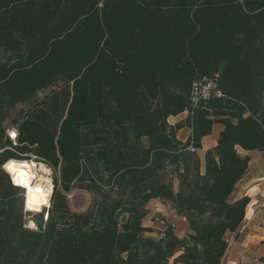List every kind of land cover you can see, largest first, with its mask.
<instances>
[{
    "label": "trees",
    "instance_id": "trees-1",
    "mask_svg": "<svg viewBox=\"0 0 264 264\" xmlns=\"http://www.w3.org/2000/svg\"><path fill=\"white\" fill-rule=\"evenodd\" d=\"M203 79L222 96L193 108ZM237 148L264 152V0H0V166L57 174L37 213L0 168V264H224L249 202L230 200L248 171ZM73 190L94 196L85 211ZM151 200L188 234L146 236Z\"/></svg>",
    "mask_w": 264,
    "mask_h": 264
},
{
    "label": "crops",
    "instance_id": "crops-1",
    "mask_svg": "<svg viewBox=\"0 0 264 264\" xmlns=\"http://www.w3.org/2000/svg\"><path fill=\"white\" fill-rule=\"evenodd\" d=\"M186 116L187 113L184 112L176 117H169L166 122L174 126L183 122ZM222 129L220 124H214L211 134L201 139V150L198 151V155L202 172L204 171V153L216 146ZM190 134V128L183 126L176 132V138L184 142ZM237 152L249 158L248 171L236 184L230 200L236 201L247 197L249 202L245 209L242 226L236 233L228 234L226 237L228 247L223 262L224 264H264V152L243 151L240 148H237ZM158 205L164 207L158 200H151L147 206L148 212ZM182 220L185 222V219ZM143 226L147 227L145 223ZM187 234L188 231L185 230L177 236L183 238Z\"/></svg>",
    "mask_w": 264,
    "mask_h": 264
},
{
    "label": "rangeland",
    "instance_id": "rangeland-1",
    "mask_svg": "<svg viewBox=\"0 0 264 264\" xmlns=\"http://www.w3.org/2000/svg\"><path fill=\"white\" fill-rule=\"evenodd\" d=\"M47 92H48V90H46L44 92H40V95H38L37 97H41L42 95L46 94ZM27 106H28V104L16 105L14 108V111L17 112V111L25 110V109H27ZM28 162H34V161L29 160ZM34 163L36 166L43 165L42 163H36V162H34ZM43 166L47 169L48 172H46L42 175H44L46 178L50 179L51 189L49 192L45 193V195H44L45 201H46L45 203L47 206L42 207V210L49 208L50 197H51L52 190H53V179L55 176H57V174H55L48 167H46L45 165H43ZM39 174H41V172H39ZM172 184H173V189L176 192L177 188H178L177 181L173 180ZM93 197L94 196L91 193H87L85 191H80V190H73L70 192V194L67 198V201H68V205L72 211L83 212L88 208ZM159 203H161L164 207L162 208V207H160V205H158L160 208H158V206H157L155 208L150 209L148 212L147 218L144 220V223L147 225V227L150 228L154 232L152 234L150 233L151 235H149V233H148L146 236H150V237L157 239L163 233L165 228L169 225H170V227H172L173 233L175 235H180L181 232H185V230H187V223H186V221L183 222L182 218H180L176 215V212L172 209L171 204L163 203L161 201H159ZM43 206H44V203H43ZM29 218H31V217H29ZM28 224H29V221H27V223H26L27 228H29ZM32 229L35 230L36 228H32Z\"/></svg>",
    "mask_w": 264,
    "mask_h": 264
},
{
    "label": "clouds",
    "instance_id": "clouds-1",
    "mask_svg": "<svg viewBox=\"0 0 264 264\" xmlns=\"http://www.w3.org/2000/svg\"><path fill=\"white\" fill-rule=\"evenodd\" d=\"M12 133H15V136L18 134L16 132ZM12 133H9V135L15 139ZM32 167H35V165H29L28 163L17 161L15 159H9L6 163L0 166V168L8 173L13 186L22 187L27 190L28 207L34 211H39V205L46 201L39 183L30 187L32 180L35 179V176L30 171V168ZM40 179L42 180L43 177Z\"/></svg>",
    "mask_w": 264,
    "mask_h": 264
},
{
    "label": "built area",
    "instance_id": "built-area-1",
    "mask_svg": "<svg viewBox=\"0 0 264 264\" xmlns=\"http://www.w3.org/2000/svg\"><path fill=\"white\" fill-rule=\"evenodd\" d=\"M221 93L216 89V83L214 80H208L203 79L200 82H197L192 87L191 92V102L192 107H197L201 102H206L210 100L212 97H221ZM16 132L15 129H11L7 132L9 139L15 143L17 135L15 136V139L12 138V136L9 135V133ZM17 133V132H16ZM189 149H191L189 147ZM35 159V157L32 156V160Z\"/></svg>",
    "mask_w": 264,
    "mask_h": 264
},
{
    "label": "bare ground",
    "instance_id": "bare-ground-1",
    "mask_svg": "<svg viewBox=\"0 0 264 264\" xmlns=\"http://www.w3.org/2000/svg\"><path fill=\"white\" fill-rule=\"evenodd\" d=\"M17 161H19V160H17ZM22 162L28 163L29 165H35L34 162H28V161H22ZM41 166H43V165H40V166L35 165V167L30 168V171L35 176V179H33L31 184H30V187L39 183V185L41 187V191L45 195V193L49 192L51 189V181L49 178H46L44 175H42L48 171L44 166L43 167H41ZM39 172H41V174H39ZM41 177H43L42 180L40 179ZM20 188H22V187H20ZM22 189H24V188H22ZM24 206H25L26 211L39 212L40 213L42 211L43 204L39 205V211H34L33 209H30L28 207V201H27V190L24 189ZM28 225H29L30 229L34 228L33 222L29 221ZM30 225H32V226H30Z\"/></svg>",
    "mask_w": 264,
    "mask_h": 264
},
{
    "label": "snow or ice",
    "instance_id": "snow-or-ice-1",
    "mask_svg": "<svg viewBox=\"0 0 264 264\" xmlns=\"http://www.w3.org/2000/svg\"><path fill=\"white\" fill-rule=\"evenodd\" d=\"M13 137H15V133H12Z\"/></svg>",
    "mask_w": 264,
    "mask_h": 264
}]
</instances>
